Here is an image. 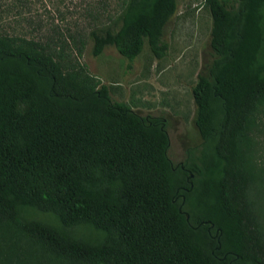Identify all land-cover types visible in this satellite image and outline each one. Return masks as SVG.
Returning <instances> with one entry per match:
<instances>
[{
    "label": "trees",
    "instance_id": "obj_1",
    "mask_svg": "<svg viewBox=\"0 0 264 264\" xmlns=\"http://www.w3.org/2000/svg\"><path fill=\"white\" fill-rule=\"evenodd\" d=\"M204 4L190 190L165 122L112 101L79 61L88 36L94 55L113 45L132 61L147 45L162 58L177 0H118L115 34L96 22L41 39L0 29V264H264V166L247 165L240 146L264 112V0Z\"/></svg>",
    "mask_w": 264,
    "mask_h": 264
},
{
    "label": "rangeland",
    "instance_id": "obj_2",
    "mask_svg": "<svg viewBox=\"0 0 264 264\" xmlns=\"http://www.w3.org/2000/svg\"><path fill=\"white\" fill-rule=\"evenodd\" d=\"M117 3L118 0H0V29L20 39H41L52 29L88 33L89 25L96 22L100 35L107 30L115 34L124 18ZM95 5L101 7L97 20L92 17ZM210 28L211 16L204 0H177L176 11L164 27L168 49L162 58H156L147 45L132 61L122 57L113 45H106L99 55H94L90 36L79 57L88 72L108 86L112 101L126 102L142 117L164 119L169 138L167 154L174 165L185 159L187 148L201 141L193 121L196 107L192 87L209 57ZM240 146L247 165L264 166V112L251 120L248 138ZM259 188L256 207L264 223V184Z\"/></svg>",
    "mask_w": 264,
    "mask_h": 264
},
{
    "label": "water",
    "instance_id": "obj_3",
    "mask_svg": "<svg viewBox=\"0 0 264 264\" xmlns=\"http://www.w3.org/2000/svg\"><path fill=\"white\" fill-rule=\"evenodd\" d=\"M180 166H181V168H182L183 170H186V167H185V165H184L182 162H180ZM192 177H193V173H192L191 171L188 170V175H187V177H186V180H187V182H189V187L187 188V190H190V189L192 188V186H193V183H192V181H191V178H192ZM180 196H181L182 202H181V204H180V206H179V211L182 212L181 207H182V204H183V202H184L185 196H184L183 194H181ZM185 216H186V219H188V217H189L188 213L185 212ZM203 223H205V222H203ZM212 226H213V223H210V225H209V227H208V230H209ZM216 232H217V231H216Z\"/></svg>",
    "mask_w": 264,
    "mask_h": 264
},
{
    "label": "flooded vegetation",
    "instance_id": "obj_4",
    "mask_svg": "<svg viewBox=\"0 0 264 264\" xmlns=\"http://www.w3.org/2000/svg\"><path fill=\"white\" fill-rule=\"evenodd\" d=\"M164 121V119H162ZM185 160V159H184ZM184 160L183 161H180L184 164ZM180 162L178 163L180 165ZM187 172V175H188V169L185 170ZM187 177V176H186ZM183 188V187H182ZM184 189V188H183ZM179 190V189H178Z\"/></svg>",
    "mask_w": 264,
    "mask_h": 264
}]
</instances>
